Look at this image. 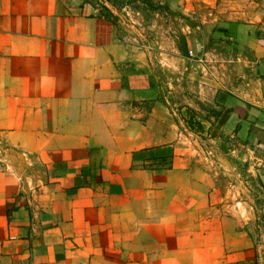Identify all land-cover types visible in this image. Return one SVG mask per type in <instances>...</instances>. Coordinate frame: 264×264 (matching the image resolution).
Masks as SVG:
<instances>
[{
	"label": "crops",
	"instance_id": "obj_1",
	"mask_svg": "<svg viewBox=\"0 0 264 264\" xmlns=\"http://www.w3.org/2000/svg\"><path fill=\"white\" fill-rule=\"evenodd\" d=\"M152 1L0 0V264H264V0Z\"/></svg>",
	"mask_w": 264,
	"mask_h": 264
},
{
	"label": "rangeland",
	"instance_id": "obj_2",
	"mask_svg": "<svg viewBox=\"0 0 264 264\" xmlns=\"http://www.w3.org/2000/svg\"><path fill=\"white\" fill-rule=\"evenodd\" d=\"M109 1L116 7V14L115 16L112 15V18H115L117 22L121 23V26L123 25L124 27L125 33L128 36L135 38L138 43L142 44V46L147 47L148 45L154 44L156 46L158 44H166L167 46H171L172 38H174V40H178V45H181V39H177V37H175L178 36L179 31H181V27L179 25L180 23L178 20L174 19V17L169 13V11L163 8V5H155L156 3L152 0ZM176 65L178 67L181 66L179 64V61L176 62ZM174 71V81L179 83V81H181V78L179 76L181 75L178 70ZM193 94L194 93L191 92L190 96ZM197 124V120L191 119V122L189 123V126L191 127L190 136L196 139V141L203 146V150L205 151V154L208 156L209 159H216V147L219 146V143H215V141L213 142L210 137H207L206 135H201L197 133ZM226 144H229L228 140H225V143H223V150H225L224 148L227 146ZM207 151L210 153L208 154ZM17 156L18 155L15 152V162L17 160ZM219 156L220 155H218V157ZM17 163L19 162L17 161Z\"/></svg>",
	"mask_w": 264,
	"mask_h": 264
},
{
	"label": "trees",
	"instance_id": "obj_3",
	"mask_svg": "<svg viewBox=\"0 0 264 264\" xmlns=\"http://www.w3.org/2000/svg\"><path fill=\"white\" fill-rule=\"evenodd\" d=\"M103 16H104L105 18L110 19L111 22H113V19L110 17L111 14H110V12H109L107 9H104V10H103ZM211 112L214 113V114H220V113H221V112H216V111H213V110H211ZM227 113H228V111L225 110V111H223V112L220 114V115H221V118H220V120H219V122H218L219 125H221V124H223V123L225 122V120H226V118H227ZM198 127H199V128H202V125H201L199 122H198Z\"/></svg>",
	"mask_w": 264,
	"mask_h": 264
},
{
	"label": "built area",
	"instance_id": "obj_4",
	"mask_svg": "<svg viewBox=\"0 0 264 264\" xmlns=\"http://www.w3.org/2000/svg\"><path fill=\"white\" fill-rule=\"evenodd\" d=\"M133 40L136 41L135 38ZM187 55H188L189 58H193L195 60H198L199 62H202L203 61V58L196 57V54H195V52H194L193 49H189Z\"/></svg>",
	"mask_w": 264,
	"mask_h": 264
}]
</instances>
